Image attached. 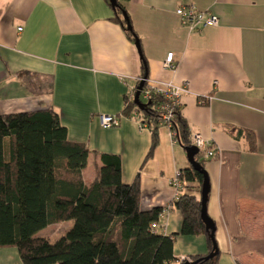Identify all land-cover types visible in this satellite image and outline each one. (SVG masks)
<instances>
[{
    "label": "crops",
    "instance_id": "obj_1",
    "mask_svg": "<svg viewBox=\"0 0 264 264\" xmlns=\"http://www.w3.org/2000/svg\"><path fill=\"white\" fill-rule=\"evenodd\" d=\"M120 2L141 39L151 82H187L181 105L192 135L218 148L205 164L218 264H264V0ZM191 5L211 11L219 23L183 25L176 10ZM114 15L107 0H0V114L53 106L70 140L121 156L125 183L140 172L142 210L163 207L156 230L179 232L171 180L191 164L169 127H160L159 145L147 158L151 132L138 119L100 124V114L121 115L142 72L140 52ZM170 52L175 69L164 67ZM232 127L253 131L256 149ZM186 192L201 196L196 182ZM207 252L204 235L176 239L177 258ZM0 264H23L18 249L0 248Z\"/></svg>",
    "mask_w": 264,
    "mask_h": 264
},
{
    "label": "trees",
    "instance_id": "obj_2",
    "mask_svg": "<svg viewBox=\"0 0 264 264\" xmlns=\"http://www.w3.org/2000/svg\"><path fill=\"white\" fill-rule=\"evenodd\" d=\"M107 1L114 10L113 19L127 37L133 42L138 38L141 44L125 6L120 0L116 7ZM140 56L142 72L124 96L121 116L138 119L151 132L147 158L159 145L162 125L170 126L181 146L191 145L192 132L182 105L173 107L170 123L163 120V108L169 100L151 83L142 47ZM141 81L143 107L139 108L135 94ZM232 130L237 138L246 137L251 150L256 149L253 131ZM195 158L206 169L208 159L203 152ZM90 162L94 177L87 180ZM179 176L186 186L196 182L201 190V171L189 166L182 168ZM141 197L140 172L131 183H125L121 156L70 140L53 106L0 114V248L16 247L23 264H167L178 260L174 247L180 235H204L208 252L190 257L199 260L198 264H218L220 251L206 258L213 250V241L201 218V196L186 192L175 201L182 225L179 232L171 234L152 228L164 208L142 210ZM65 221H72V226L56 240L37 236L45 227Z\"/></svg>",
    "mask_w": 264,
    "mask_h": 264
},
{
    "label": "built area",
    "instance_id": "obj_3",
    "mask_svg": "<svg viewBox=\"0 0 264 264\" xmlns=\"http://www.w3.org/2000/svg\"><path fill=\"white\" fill-rule=\"evenodd\" d=\"M176 12L180 17L182 24L188 26L191 29H201L206 26H215L219 23V19L214 13H212L211 11L200 10L192 5L180 6L177 8ZM19 30L22 29L20 28ZM164 67L169 69H175L176 67L175 53L173 52L168 53L164 61ZM152 84L156 86L159 90H161L169 100L168 103L163 108L164 112L162 118L165 122L170 123V120L174 116L173 107L180 106L182 96L189 91L188 83L186 82L184 83V85H177L172 81H163L158 85H155L154 83ZM206 97L210 98V96L208 95ZM204 98H201L199 100L200 104L206 103ZM99 120L103 128L116 127L119 126L121 123V115L100 114ZM140 125L142 127H146L145 124L140 123ZM165 126H168L170 129L169 125H165ZM170 131L173 141H176L174 138L175 132L172 130ZM192 144L197 146L199 148V151L203 152V156L205 159H213L218 155V148L213 146V142L209 139L204 138L199 133L192 135ZM179 173H177V176L171 180V185L174 186L177 191L176 199H178L179 196L184 192L187 184L184 180L180 178ZM157 227H158V222H153L152 228L156 230ZM185 260H193V259L189 256H183L178 258V260H176L175 263L181 264Z\"/></svg>",
    "mask_w": 264,
    "mask_h": 264
},
{
    "label": "water",
    "instance_id": "obj_4",
    "mask_svg": "<svg viewBox=\"0 0 264 264\" xmlns=\"http://www.w3.org/2000/svg\"><path fill=\"white\" fill-rule=\"evenodd\" d=\"M110 3L112 4L113 7H116L119 5L118 0H110ZM123 15L127 21L128 29L131 30L132 26L129 23V19L126 13L123 12ZM135 44H136L137 49L141 53V44L138 38H136ZM143 85H144V81H141L139 88L137 89L136 94H135V103L138 105L139 108L143 107V104L140 101V92H141V89L143 88ZM182 147L186 151L187 158L191 166L195 170L201 171L204 174V181H203L202 188H201V205H202L201 218L206 225L207 231L210 232V238L213 241V250L206 257L207 259H211L219 253V250H218L219 248H218L217 241L215 238L216 224H215V221L208 214L207 205H208L209 194L211 190L209 174L206 169H203L202 164L199 161H197L195 158L196 155L200 152L199 148L193 144L188 145V146H182ZM198 262L199 260H185L181 264H198Z\"/></svg>",
    "mask_w": 264,
    "mask_h": 264
},
{
    "label": "rangeland",
    "instance_id": "obj_5",
    "mask_svg": "<svg viewBox=\"0 0 264 264\" xmlns=\"http://www.w3.org/2000/svg\"><path fill=\"white\" fill-rule=\"evenodd\" d=\"M87 179H91L93 177V170L91 166V162L86 170ZM72 226V221H65L56 223L53 225H49L44 229L40 230L37 233V236H45L49 237L52 241L56 240L59 236L64 234L70 227Z\"/></svg>",
    "mask_w": 264,
    "mask_h": 264
}]
</instances>
